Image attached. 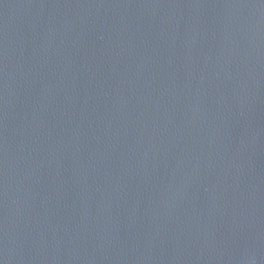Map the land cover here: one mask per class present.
<instances>
[{
  "label": "water",
  "instance_id": "95a60500",
  "mask_svg": "<svg viewBox=\"0 0 264 264\" xmlns=\"http://www.w3.org/2000/svg\"><path fill=\"white\" fill-rule=\"evenodd\" d=\"M0 264H264V0H0Z\"/></svg>",
  "mask_w": 264,
  "mask_h": 264
}]
</instances>
